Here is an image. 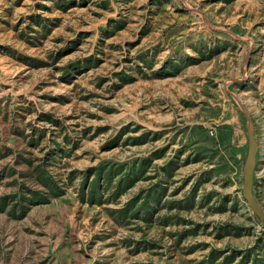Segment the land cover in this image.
Wrapping results in <instances>:
<instances>
[{
  "label": "rangeland",
  "instance_id": "374dc122",
  "mask_svg": "<svg viewBox=\"0 0 264 264\" xmlns=\"http://www.w3.org/2000/svg\"><path fill=\"white\" fill-rule=\"evenodd\" d=\"M0 264H264V0H0Z\"/></svg>",
  "mask_w": 264,
  "mask_h": 264
}]
</instances>
